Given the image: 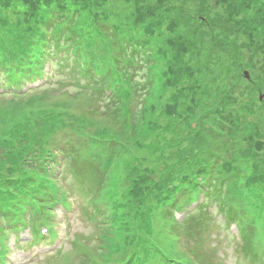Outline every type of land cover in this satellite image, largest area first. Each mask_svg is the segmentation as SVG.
<instances>
[{"label":"trees","instance_id":"1","mask_svg":"<svg viewBox=\"0 0 264 264\" xmlns=\"http://www.w3.org/2000/svg\"><path fill=\"white\" fill-rule=\"evenodd\" d=\"M260 93L264 0H0V264L73 190L94 240L55 264H224L218 218L264 264Z\"/></svg>","mask_w":264,"mask_h":264},{"label":"rangeland","instance_id":"2","mask_svg":"<svg viewBox=\"0 0 264 264\" xmlns=\"http://www.w3.org/2000/svg\"><path fill=\"white\" fill-rule=\"evenodd\" d=\"M247 74L249 79V73L247 72ZM40 83L41 81L37 80L34 85L38 86ZM30 86L29 83L23 85L25 89H30ZM259 96H261L260 100ZM263 97V94H258L259 101L263 100ZM60 183L68 188L77 186L75 179L69 172L60 179ZM87 199V196L83 197L79 191L73 190L69 196V209L57 207L53 219L56 237L53 239L48 238V235L43 242L33 243L32 238L28 236V230L21 231L22 242L20 244L13 247L12 241L9 242L11 248L9 253L11 263L9 264H55L59 262L58 252H70V249L75 246L76 239L85 236L94 240V221L89 213L91 208L87 211L88 214H85L84 210ZM217 220H219L217 226L211 230L215 235L213 244L219 248L217 249L218 258L223 260L224 264H245L236 259L240 252L236 249L230 235L231 232L224 228V224L221 225L220 218ZM28 243L30 244L28 245Z\"/></svg>","mask_w":264,"mask_h":264},{"label":"water","instance_id":"3","mask_svg":"<svg viewBox=\"0 0 264 264\" xmlns=\"http://www.w3.org/2000/svg\"><path fill=\"white\" fill-rule=\"evenodd\" d=\"M243 75H244V77L247 79L248 78V74H247V72H243ZM261 99V96H259V100Z\"/></svg>","mask_w":264,"mask_h":264}]
</instances>
